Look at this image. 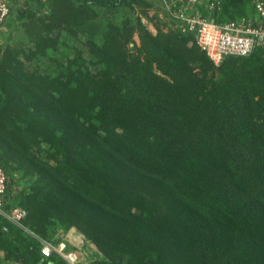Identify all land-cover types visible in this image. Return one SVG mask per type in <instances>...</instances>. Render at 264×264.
I'll use <instances>...</instances> for the list:
<instances>
[{
    "label": "trees",
    "instance_id": "obj_1",
    "mask_svg": "<svg viewBox=\"0 0 264 264\" xmlns=\"http://www.w3.org/2000/svg\"><path fill=\"white\" fill-rule=\"evenodd\" d=\"M128 2L151 7L10 0L6 22L27 20L35 40L27 61L66 26L86 38L95 62H70L51 78L0 49L7 210L28 212V231L0 222V264H68L41 252L43 241L58 245L57 224L104 255L91 264H264V47L216 67L194 34L93 23L94 9ZM252 15L250 0H222L213 13L219 24ZM23 167L37 175L30 194L18 192Z\"/></svg>",
    "mask_w": 264,
    "mask_h": 264
},
{
    "label": "rangeland",
    "instance_id": "obj_2",
    "mask_svg": "<svg viewBox=\"0 0 264 264\" xmlns=\"http://www.w3.org/2000/svg\"><path fill=\"white\" fill-rule=\"evenodd\" d=\"M20 1L24 2L25 0ZM144 1L151 5V7L143 9L148 12L147 16L142 14L143 10L139 5L128 2L114 10L94 9L92 21L95 24L104 25L105 28L109 25H122L126 22H131L132 25L136 26L141 21L148 32L155 37L160 32L182 35L175 21L168 14L163 0ZM46 16H50V11H46L38 17L43 18ZM25 22L27 23L28 21H22L17 16H14L0 27V49L3 52L11 49L18 53V58L24 61L26 70L31 74L38 73L51 78H61L68 73L70 62L77 63L79 66L84 61H87L86 63L95 62L94 57L89 53L86 38L71 32L70 29L75 31V28L69 29L66 26L53 32L52 35L55 42L51 47L46 48L44 55L38 54V58L34 61H27V56L31 55L35 49V40L27 33ZM133 41L134 43H131L128 49L135 53V47H141L138 31L134 34ZM35 153H38V151H35ZM45 155L46 153L44 152V155L40 154V157L42 158ZM14 176L19 179L18 192L30 194L37 182V175L31 174L29 169L23 167L21 170L16 171ZM33 235L38 237L34 233ZM51 235L53 241H57L58 245L61 243L67 244L68 250L78 256V264H91L104 259V255L99 249L89 242L86 236L76 228L65 231L64 228L57 224L51 231Z\"/></svg>",
    "mask_w": 264,
    "mask_h": 264
},
{
    "label": "built area",
    "instance_id": "obj_3",
    "mask_svg": "<svg viewBox=\"0 0 264 264\" xmlns=\"http://www.w3.org/2000/svg\"><path fill=\"white\" fill-rule=\"evenodd\" d=\"M49 0H41L46 3ZM254 15L238 21L219 24L213 13L220 11L222 0H163L171 19L182 34H194L199 48L207 54L216 67L228 57H249L264 47V0H250ZM11 12L10 0H0V27ZM9 178L0 165V222L3 219L26 229L28 212L22 207L7 210ZM42 255L46 258L57 253L68 264H78V256L68 250L66 243L55 246L43 241Z\"/></svg>",
    "mask_w": 264,
    "mask_h": 264
},
{
    "label": "bare ground",
    "instance_id": "obj_4",
    "mask_svg": "<svg viewBox=\"0 0 264 264\" xmlns=\"http://www.w3.org/2000/svg\"><path fill=\"white\" fill-rule=\"evenodd\" d=\"M70 238V237H69ZM73 239V238H72ZM78 241V240H77ZM80 242V241H79ZM81 243V242H80Z\"/></svg>",
    "mask_w": 264,
    "mask_h": 264
}]
</instances>
